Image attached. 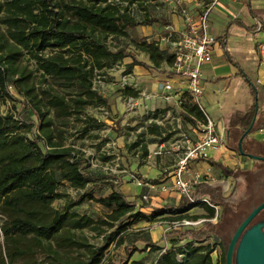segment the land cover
<instances>
[{"label":"trees","instance_id":"1","mask_svg":"<svg viewBox=\"0 0 264 264\" xmlns=\"http://www.w3.org/2000/svg\"><path fill=\"white\" fill-rule=\"evenodd\" d=\"M142 0H77L64 3L62 8L52 0H3L0 11V23L5 25L6 35L2 39L12 41V46L27 50L34 59L43 77L49 76L67 89H73L75 97L72 103L62 95L54 94L48 100V105L54 109L58 117H67L79 112L84 106L93 103L106 105V100L92 87L95 72L108 67L111 63L126 57L131 62L126 64L127 71L136 65L159 68L161 64L170 65L172 58L162 50L157 41H136V49L146 53L152 65L139 61L132 51L124 48L110 49L95 32L115 36L127 35V28L138 25H149L156 19L137 21L129 12L121 10L123 3H140ZM58 8V10H56ZM1 41V40H0ZM4 46L0 45V51ZM51 50L50 54L44 53ZM7 50V49H6ZM16 53L7 50L0 54V99L10 95L7 85L12 82L15 86L18 79L12 76L4 67L12 63ZM131 96L138 93L130 91ZM185 120L194 123L203 119V113L197 104L187 97L182 105ZM39 134L33 139H27L17 132L20 125L12 115H0V207L4 209L7 220L2 226L4 242L11 251L8 264H13L14 256L24 254L21 246H27L28 239L40 243L57 240L61 246H70L76 242L70 233L73 229L90 226L94 220L85 214H79L71 208L81 204L85 199H94L105 207L112 208L109 215L114 221L121 217L132 219L133 222H153L159 214H168L169 221L204 217L209 220L220 209L216 222L208 221L209 231L215 232L219 240L220 255L216 264H225V254L228 243L246 215L264 200V161H253L250 168L236 170L230 169L220 163L209 161L217 166L222 173L234 178L243 179L239 202L234 205L225 200L220 185L210 186L201 184L197 191L206 195L209 203L198 201L188 206L179 204L168 206L163 210H153L146 214L141 210L133 211V204L119 189L120 182L109 181L110 193L107 196L96 198L85 190L75 201H69L63 210L52 206L54 200L64 195L59 191L62 182H68L76 189H85L89 182H95L98 177L86 175L82 171L79 159L72 154L73 149L65 146L62 141H54V132L50 129V121L44 118V113L37 108ZM254 115L250 113L248 122L241 132L249 127ZM260 117L257 116L250 132L264 127ZM88 123L93 127H100L103 122L88 117ZM34 122L27 126L31 129ZM155 127H157L154 124ZM154 132V129H150ZM249 132V133H250ZM247 133L242 139L244 155L255 154L264 156V144L248 137ZM238 151V149H237ZM148 182H156L153 179ZM243 193V194H242ZM144 206V205H143ZM202 207L205 215H191L189 210L193 207ZM264 221V209L252 220L250 225L257 221ZM123 225L116 232V243L122 244L126 240ZM140 232V231H137ZM182 233L181 235H186ZM133 241H142L144 248H154L149 233L137 235ZM171 247L160 251L155 264H214L212 245H194L191 241L182 247ZM89 260L62 261L57 264H101L108 247L107 244L91 246L84 244ZM9 250V249H8ZM144 250V249H143ZM140 251L133 242L126 249L127 259ZM178 254H184L182 258ZM6 255V256H7Z\"/></svg>","mask_w":264,"mask_h":264},{"label":"rangeland","instance_id":"2","mask_svg":"<svg viewBox=\"0 0 264 264\" xmlns=\"http://www.w3.org/2000/svg\"><path fill=\"white\" fill-rule=\"evenodd\" d=\"M52 1L58 5V8H62L64 3L77 0ZM194 3V0H142L139 4L123 3L120 5L121 10L129 12L137 21L140 22L144 19H156V21L149 25L127 28L125 36L100 32H95V34L110 49L124 48L127 51H132L139 61L151 66L152 63L147 54L136 49L134 43L141 40L157 41L165 33V26L172 23V16H180L181 7L192 11ZM2 4L3 0H0V8ZM5 29V25L0 23V45L4 46V51H0V54H6L9 49L16 53L15 60L10 64L7 63L4 67L12 79L19 81L16 86L12 82L8 83L7 89L13 98L0 99V115H12L20 125L17 132L23 134L27 139H33L35 135L39 134L37 108H40L44 113V118L50 121V129L54 132L53 140L62 141L65 146L73 149L72 154L79 159L81 169L86 175L98 177L95 182H89L85 189H76L68 182H62L59 191L64 196L53 201L52 206L55 209L63 210L67 202L77 200L85 190H88L96 198L107 196L111 191L109 181L120 182L119 189L133 204V211L140 210L143 205L160 211L168 206L187 203V198L181 196L174 189L167 169L172 160H174V164L176 163L175 159H178L181 151H171L170 153L158 151L162 142L165 143L167 140L180 137L177 118H180L182 129L188 130L183 107H177L160 97L163 92V84L167 80L164 77L171 76L165 63L156 69L138 65L140 71L157 78L160 88L155 93L146 89L138 92L135 88L138 87V83L135 84L138 80L136 75L132 70L127 71L125 67L127 57L111 63L108 67L96 71L92 79L93 89L105 98L106 105L93 103L84 106L79 112H74L70 116L58 117L54 109L48 105L49 98L51 95L59 94L72 103L71 99L75 97L74 90L63 88L58 81L49 76L43 77L36 61L32 59L27 50L16 48L12 46V41L7 42L2 39L6 35ZM44 53L50 54L51 50H45ZM253 80L256 86H261L255 78ZM124 81L126 83L122 84ZM241 85L242 89L236 98L241 99L242 97L251 103L248 83L242 80ZM130 91L138 93L136 106H131L128 101L132 95ZM141 92L155 97L146 100L141 97ZM243 93L249 95L245 94V96ZM150 100L153 101L152 104L148 102ZM168 110H170L169 115L167 114ZM88 117H94L103 122V125L100 127L90 126ZM150 118L157 119L158 122H149ZM31 122L35 124L29 129L27 126L31 125ZM150 129L155 131L151 132ZM244 159L251 161L250 158ZM200 176L201 178L205 177ZM152 179L156 182H148ZM242 185L243 179L235 178L233 199L230 203L236 205L241 200L239 197L243 192L241 191ZM176 196L182 198L179 203L175 201ZM71 210L88 215L94 220L90 226L73 229L67 233L76 242L70 246H61L57 240L45 241L41 239L38 243L28 239L27 246H21L24 254L14 256L13 264H57L62 261H87L89 260L88 252L83 246L84 244L108 245L101 264H155L158 253L163 249H169L172 241H176L174 247H182L189 241L194 245L209 244L214 247L217 256L220 255L219 240L221 237L215 232H210L208 224V221H217L219 208L211 220L204 219L197 225H180L182 220L169 221V216L166 213L157 215L153 222H133L132 219L125 217L114 221L109 217L112 208L105 207L94 199H85L81 204L73 206ZM6 220L4 209L0 207V264H8L9 256L7 254L12 250L5 244L3 238L2 226ZM123 225L127 226L123 234L126 240L122 244H117L115 234ZM144 233L150 234L151 241L156 247L144 248L145 243L132 240L137 235ZM182 233L187 234L181 235ZM131 242L140 251L135 252V256L133 255L128 260L126 249ZM134 259H137V262H133Z\"/></svg>","mask_w":264,"mask_h":264},{"label":"crops","instance_id":"3","mask_svg":"<svg viewBox=\"0 0 264 264\" xmlns=\"http://www.w3.org/2000/svg\"><path fill=\"white\" fill-rule=\"evenodd\" d=\"M212 1L194 0L193 11ZM171 22L169 26L177 29L183 28L180 16L173 15ZM149 28L151 27L149 26ZM209 32L216 37L218 43L214 47L211 61L201 67L203 85L201 103L203 102V108L215 122L217 132L223 137L224 142L218 150L210 152L208 160L191 161L187 175L205 176L202 177L204 182L212 187L220 185L225 197L232 194L235 178L222 173L219 167L212 166L209 161L220 163L233 170L250 168L253 160L244 159L249 157L241 155L237 151V143L245 132L241 134L253 110V118L255 117L256 120V117L259 116L260 120L262 119L261 125L264 124V90H262L264 87V62H259L260 59L256 53L257 45L264 42V0H216L209 13ZM130 62L131 59L127 57L125 64ZM138 68L136 65L132 69L138 79L135 83H138V87H135L138 92L145 89L151 93L158 92L160 83L157 78L151 74H145ZM139 73L140 75H137ZM164 78L168 79V77ZM254 78L261 86H256ZM242 80L249 85L248 92L252 98L251 103L242 97L241 99L236 98L242 89ZM243 94L249 95L248 93ZM148 102L153 103L152 100ZM259 129L250 132L248 137L264 144V131ZM173 165L174 160L167 166L170 177ZM181 199L176 196L175 201L179 203ZM140 210L150 214L154 209L142 206ZM188 213L205 215L206 212L202 207L196 206L191 208ZM213 255H217L215 250ZM136 260L133 262H137Z\"/></svg>","mask_w":264,"mask_h":264},{"label":"built area","instance_id":"4","mask_svg":"<svg viewBox=\"0 0 264 264\" xmlns=\"http://www.w3.org/2000/svg\"><path fill=\"white\" fill-rule=\"evenodd\" d=\"M215 1L203 4L195 11L181 7L180 17L182 18L183 28L177 29L167 25L165 26V33L157 40L160 48L172 58V63L167 65L171 76L164 82L160 97L164 101L181 108L186 98L189 97V100L197 104L203 113V119L196 120L194 123L186 122L188 130L182 129L180 118H177L180 137L167 140L165 143L162 142L158 149V151H165L166 153L181 151L172 169L171 177L174 189L181 196L187 198L186 204L188 206L198 201L209 203L208 197L197 191L199 185L207 184V182H204L199 175L192 177L187 175L190 162L208 160L210 152L218 150L224 142L223 137L217 132L215 122L201 103L203 95L201 67L211 61L214 47L218 43L216 37L209 32V13ZM256 53L258 58L264 62V42L257 45ZM125 83L126 81L122 84ZM140 95L146 100L155 97L142 92ZM128 101L131 106L138 104L137 97L131 96ZM167 114H170V110L167 111ZM149 122L156 123L158 120L150 118ZM259 130L264 131V128ZM232 199L231 193L225 196L226 201L231 202ZM212 206L217 211L218 207ZM204 219H182L180 225H197ZM183 255L178 254V257L182 258ZM212 257L214 264H216L217 255H212Z\"/></svg>","mask_w":264,"mask_h":264},{"label":"water","instance_id":"5","mask_svg":"<svg viewBox=\"0 0 264 264\" xmlns=\"http://www.w3.org/2000/svg\"><path fill=\"white\" fill-rule=\"evenodd\" d=\"M254 122L255 117L238 140L237 148L241 155H244L242 139L250 132ZM246 156L253 161H264V156L261 155L249 153ZM263 209L264 200L246 215L234 231L226 249L225 264H264V221L250 225Z\"/></svg>","mask_w":264,"mask_h":264}]
</instances>
